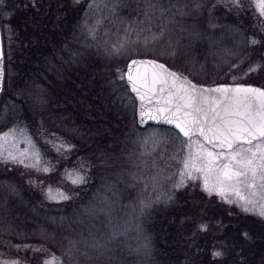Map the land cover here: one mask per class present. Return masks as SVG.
Masks as SVG:
<instances>
[{
    "label": "trees",
    "instance_id": "1",
    "mask_svg": "<svg viewBox=\"0 0 264 264\" xmlns=\"http://www.w3.org/2000/svg\"><path fill=\"white\" fill-rule=\"evenodd\" d=\"M0 20L5 53L0 131L22 125L45 157L54 150L57 156L58 148L66 156L67 146V158L74 153L88 166L86 182L68 200L43 205L21 184L13 195L1 193L0 248L14 245L8 252L21 261L29 258L27 264L50 251L64 264H75L76 256L77 264H264L263 219L223 215L221 205L201 204L183 190L171 193L165 179L156 178L157 155L146 150L142 133L159 126H138L135 98L116 79L128 62L123 52L144 45L152 50L141 56L157 58L196 82L264 87V16L251 0H241L240 7L229 0H2ZM253 39L259 43H250ZM114 82L127 96L123 104L116 102ZM0 168V184L14 182L15 175ZM101 201H119L139 213L142 202L152 207L138 214L136 243L119 238L116 259L97 262L74 255L73 248L69 259L64 253L74 235L94 219L84 209ZM144 237L148 255L136 247ZM27 244L46 251L17 250ZM216 251L223 255L214 258Z\"/></svg>",
    "mask_w": 264,
    "mask_h": 264
},
{
    "label": "snow or ice",
    "instance_id": "2",
    "mask_svg": "<svg viewBox=\"0 0 264 264\" xmlns=\"http://www.w3.org/2000/svg\"><path fill=\"white\" fill-rule=\"evenodd\" d=\"M229 3L240 7L241 0H229ZM196 7L199 8L200 5L197 4ZM256 7L259 14L264 16V0H258ZM250 43L256 44L259 41L253 39ZM140 66L150 67L152 71L141 74ZM126 68L123 72L117 69L116 79L130 86L131 92L139 100L140 122L157 120L174 125L187 138L182 143L186 144L188 152L182 161L183 170L176 174L179 182L174 186L180 188L186 186L189 180L194 182L200 179L203 190L209 195H218L226 203L236 204L242 212L264 219V89L243 85L197 86L182 73L172 71L157 60H132ZM3 82V51L0 50V90ZM113 94L116 102L123 104L127 100L126 94L120 92V85L115 82ZM37 102H42V99L38 98ZM9 135L5 132L0 136V159L6 157L19 164H25V160H33L35 163L31 167L38 168V152L25 151L18 157L4 147ZM43 171L47 172L49 169L44 168ZM85 182L84 177L78 174L72 180L74 184ZM12 191L15 192V189ZM229 195L234 198L230 199ZM48 198L70 199L59 190L53 194L51 188L48 189ZM160 199L156 197L154 202H160ZM170 199L171 197H165V202ZM151 207V203L142 202L139 215L143 216ZM84 211L93 214L90 209ZM201 229L206 230L207 225H201ZM126 232L121 225L109 219L108 231L100 232L99 240L95 234H91L92 242L85 239L82 243L97 253V259H103L110 251L109 245L114 248L121 246L119 238L125 236ZM242 236L248 238L247 233H242ZM16 247L17 250L27 247L36 252L46 251L41 248L32 249V246ZM75 247V242H71L70 249L64 255L71 259L70 250ZM136 247L143 248L145 255L150 253L147 237ZM131 250L130 248L129 251ZM48 255L49 258L42 260L41 264H63L59 257ZM212 255L219 258L223 253L216 251ZM0 264L22 262L0 260Z\"/></svg>",
    "mask_w": 264,
    "mask_h": 264
},
{
    "label": "rangeland",
    "instance_id": "3",
    "mask_svg": "<svg viewBox=\"0 0 264 264\" xmlns=\"http://www.w3.org/2000/svg\"><path fill=\"white\" fill-rule=\"evenodd\" d=\"M94 1L96 0H90V2H94ZM251 1L256 6L258 0H251ZM93 27H92L93 31L98 30L99 23H94ZM1 28H2V24H1ZM143 46L136 47L135 45H132L131 48L123 52V54H125L124 57L126 56L129 59L134 56L150 55L149 53L151 52L152 48L147 46L143 48ZM133 49L135 51H133ZM125 68L126 67L122 69V72L125 71ZM230 82H237V81H230ZM0 117H2V115ZM155 126H159V128H155V129L148 128L142 133V136L144 135L143 140L146 145L145 147H147L146 150L151 151V153L156 152L154 153L157 155L155 161L159 163L158 166L160 168L159 174L156 176V178L158 180L165 179L163 182L165 181L167 182L168 187H170L171 193L174 191L177 192L179 190H183V192L187 193L189 196L191 195L198 196L201 204L221 205L225 212L223 213V215H229V214L234 215V213L235 214L242 213L247 215V213L242 212L241 209L236 204L226 203L218 195L215 194L209 195L206 191L203 190V183L202 180L200 179L194 182L189 180L187 181L186 186L176 188L174 185L179 182V176L176 174H178L180 171L183 170L182 161L184 160L188 152V148L186 144L182 143V141H186L187 138L183 137L176 130H175L176 132H174V129L171 127L163 126V125H155ZM164 127L167 129H165ZM5 132L10 134L7 138V141L4 142V147L8 151L12 152L13 155H16L18 157L20 153L25 151L29 153L38 152L40 160H39V166L37 168V167H31V165L35 163V161L33 160H25V164H19L10 159H7L6 157L4 159H0V167L3 165V171L4 172L6 171V173H13L15 175V179L13 180L14 182L9 181L8 184L5 182L0 184V194L6 192V194L8 195L9 194L13 195L14 192L12 191V189L14 188L16 190V188L17 187L19 188V185L21 184L24 187H26V189H28L29 194L31 196L32 195L35 196L38 199V201H40L43 205L53 204L63 200L49 199L48 198L49 188L53 189V194H55L56 190H59L60 192L66 194L68 197H72L76 192V190L78 189V186L82 184V183L74 184L72 183V180L77 176V174L84 177V180H86L87 178L86 174L88 171L87 164L84 163L77 156H75L74 153H72L73 154L72 159L67 158L71 153V151L67 146L66 149L70 153L67 152L66 156L62 154V150L59 148L60 150L59 151L57 150V156H56V150H54L51 151V157L48 158L44 156V153L41 151L40 146L38 145L37 141L34 139L33 135L31 134L28 128L22 125L13 124L10 127L0 131V136H2ZM194 148H195V144H193V149ZM44 168L49 169V171L47 172L43 171ZM1 169L2 168H0V170ZM194 174L198 176L200 175L198 173H194ZM245 194H247V192H245ZM229 198L233 199L234 197L229 195ZM2 200L3 199L0 198V203H2ZM103 202L104 201H101L100 206L91 205L90 211L93 214L87 213V216H90V218H94V219H90L93 221L91 227H88V229L82 233L80 232L79 234L74 235V238L72 240V242H75L76 244V247L73 248L75 250L74 255L81 254L84 258L91 260L94 259L97 262L98 261L101 262L103 259L107 260L108 258H112V259L117 258V256H115L116 247L114 248L111 245H109L110 251L106 253V258L97 259L96 258L97 253H95L92 249H90L84 243H82V241L85 239H87L88 242L91 243L92 242L91 234H95L97 240H99L100 238L99 233L108 231L109 219H112L114 223L121 225L124 229L127 230L126 235L122 237L126 238L125 240L126 242H128L130 246L133 243H136L135 235L140 230V226L138 224L139 210H137V208L134 206H130V205L123 206L122 202L119 201L118 203H115L116 201H111V202L107 201L106 203ZM94 203L96 204L97 202ZM97 230H99V232ZM26 246H32V249L41 248L37 244H27ZM12 248H14V245H11L9 247V249ZM80 248H84L81 250V253L78 252ZM9 249L0 248V260L21 261L19 257L10 254L8 252ZM25 249L29 250L31 254L36 252L30 250L27 247H25ZM76 250L78 253L76 252ZM48 254H54L56 257H60L56 255L55 252L50 251L42 254L40 257V261L36 260L34 264H41L42 260H47L49 258ZM75 258L76 260L74 263L77 264L79 262L78 260L79 256H76ZM28 260L29 258L24 259L21 262L22 264H27ZM61 260L63 261L62 258Z\"/></svg>",
    "mask_w": 264,
    "mask_h": 264
},
{
    "label": "water",
    "instance_id": "4",
    "mask_svg": "<svg viewBox=\"0 0 264 264\" xmlns=\"http://www.w3.org/2000/svg\"><path fill=\"white\" fill-rule=\"evenodd\" d=\"M0 50L3 51V73H4V81H5V53H4V40H3V31L1 28V22H0ZM132 60H157L159 63L164 64L166 67H168L169 69H171L172 71H176L175 69L171 68L170 66H168L165 62L154 58V57H150V56H134L131 57L128 62L127 65L129 63H131ZM127 70V68H125V71ZM152 69L150 67H146V66H140L139 67V73H145V72H151ZM136 72V69L134 68V74ZM177 72V71H176ZM184 76V75H183ZM186 77V76H185ZM187 79L191 80L192 83L196 84L197 86H203V87H216V86H220V85H230V86H237V85H243L245 87H254V88H259V89H264L263 86L259 85V84H255V83H250V82H216V83H200V82H196L195 80L187 77ZM129 90H130V86H128ZM4 90V82L2 85V90H0V100H1V95L2 92ZM131 92V90H130ZM132 93V92H131ZM132 95L134 96L135 100H136V110H135V116H136V121L137 124L140 128H145L147 125H163V126H168L173 128L174 130H176L179 133V130L176 129L174 127V125H170L161 121H157V120H149L145 123H141L140 122V117H139V100L136 98L135 94L132 93ZM213 95H219V94H213ZM202 139V138H201Z\"/></svg>",
    "mask_w": 264,
    "mask_h": 264
}]
</instances>
